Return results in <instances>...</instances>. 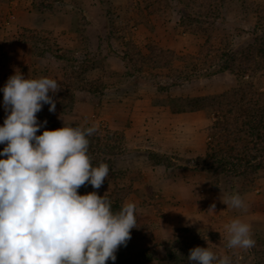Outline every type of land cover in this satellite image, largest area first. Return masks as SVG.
<instances>
[{
    "label": "rangeland",
    "instance_id": "rangeland-1",
    "mask_svg": "<svg viewBox=\"0 0 264 264\" xmlns=\"http://www.w3.org/2000/svg\"><path fill=\"white\" fill-rule=\"evenodd\" d=\"M33 1L0 0L1 126L7 115L2 89L16 70L30 79L61 80L63 75L61 64L50 55H31L30 47L22 41L27 30L68 49L76 67L85 58L94 57L98 64L88 69L84 80L100 79L101 90L90 94L74 88L76 101L71 114H60L57 106L51 113L49 106L43 105L37 118L43 123L50 116L61 127L65 122L73 127L95 126L100 133L109 129L122 134L121 153L112 156L114 170L119 173L114 183L132 186L133 192L123 203L137 205V224L148 226V235H153L157 245V256L144 264H158L165 255L163 242L176 238L178 229L185 227L197 232L200 247L209 244L217 255L231 258L241 259L245 254L249 256L246 263L252 264L251 249L227 247L225 225L239 218L251 226L256 243L261 240L264 244V161L251 181L229 174L216 178L201 162L198 166L194 163L195 158L205 154L209 116L204 111L174 114L166 100L220 93L235 87L238 80L228 71L208 73L209 59L203 55L211 46L179 26L176 1L46 0L52 12L38 11ZM146 2H155V8L149 9L159 12L144 16L146 11L141 8ZM166 4L169 8H165ZM263 13L264 0H226L214 24L212 45L230 42L235 50L245 46L251 37L262 33V23L255 25ZM126 41L138 45L143 53H147L145 45L149 42L171 49L176 59L169 67L144 66L137 75L121 59ZM187 54L193 55L198 70L191 75L186 71L182 77L178 69L189 60L182 58ZM243 79L249 77L245 75ZM252 80L264 91V70ZM3 148L0 144V151ZM92 191L103 196L111 189L102 186L95 190L90 186L82 195ZM237 193L244 200V209L222 203L221 198ZM213 203L214 212L209 211Z\"/></svg>",
    "mask_w": 264,
    "mask_h": 264
},
{
    "label": "clouds",
    "instance_id": "clouds-1",
    "mask_svg": "<svg viewBox=\"0 0 264 264\" xmlns=\"http://www.w3.org/2000/svg\"><path fill=\"white\" fill-rule=\"evenodd\" d=\"M60 90L56 79L25 78L16 70L3 87L7 113L0 126V264H107L127 246L137 228V205L125 202L114 211L112 202L97 191L80 195L90 184L98 190L109 166H93L89 139L96 127L64 126L39 130L37 113L43 105L56 111L49 95ZM234 209H244L241 196L221 198ZM215 203L209 211L214 212ZM229 249L248 250L256 245L251 226L239 218L225 225ZM191 264H231L227 255L212 247L190 249Z\"/></svg>",
    "mask_w": 264,
    "mask_h": 264
},
{
    "label": "trees",
    "instance_id": "trees-1",
    "mask_svg": "<svg viewBox=\"0 0 264 264\" xmlns=\"http://www.w3.org/2000/svg\"><path fill=\"white\" fill-rule=\"evenodd\" d=\"M175 1L179 26L186 32L200 36L204 45L211 46L209 52L203 55L205 59L207 57L209 59L208 73L228 71L237 78L238 84L220 93L168 97L166 104L170 112L174 114L204 111L209 116L205 154L195 158L196 165L201 162L202 167L209 170L216 178L222 174H229L232 178L251 181V178L262 168L261 161H264V91L260 90L252 80L257 72L264 70V13L258 15L255 25L259 27L262 23V33L251 37L252 40L248 44L235 50L230 42L216 47L211 43L214 24L226 0ZM33 4L38 11L52 12V6L46 0H34ZM154 4L155 2H146L141 8L142 11H146L144 16L159 12V9L153 11ZM149 6L154 8L149 9ZM165 8L169 6L166 4ZM253 32H256V29L253 28ZM22 41L28 44L32 56L50 55L61 64L63 75L61 80H57L60 90L54 95L49 93L56 101L60 114L69 115L74 111L76 101L74 88L85 90L90 94L101 90L103 85L101 86L100 79L96 80L98 84L84 80L88 69L98 64L94 57L85 58L76 67L72 53L68 49L53 44L48 37H43L38 32L27 30L25 34L23 33ZM125 44L121 59L128 69L136 71L137 75L141 73L144 66L169 67L176 59V53L173 50L164 49L151 42L145 45L147 53H143L141 48L133 42L126 41ZM182 58L189 60L185 62L182 69H178L179 76L185 77L186 71H189L191 75L198 70L196 66L198 64L193 55L187 54ZM245 75L249 77L248 80L243 79ZM45 120L47 124L39 130L37 135L42 134L44 130L61 128L54 124L50 116H46ZM88 139L90 141L89 155L93 166H98L102 162L109 166V175L102 186H110L111 191L106 195L112 202L113 210L118 211L124 204V198L133 192L131 185L120 187L114 183L119 173L114 170L112 156H115L118 151L121 153L122 134L106 129L101 133L95 132ZM5 146L3 144V147ZM90 186L87 184L81 187L78 193L82 195ZM136 227L131 230V239L127 246H121L116 252V260L114 262L109 260L107 264H144L145 261H151L157 256V245L153 235H148L150 232L148 226L137 224ZM260 242L261 240L251 248L254 257L252 264H264V244ZM199 244L197 232L190 227L179 228L176 238L163 242L162 248L165 250V255L157 262L158 264H191L188 261L190 249ZM241 255V259L230 256L231 264H247L246 260L249 256Z\"/></svg>",
    "mask_w": 264,
    "mask_h": 264
}]
</instances>
